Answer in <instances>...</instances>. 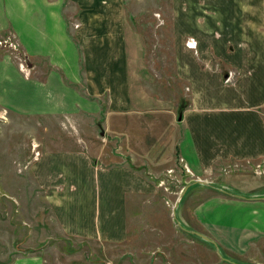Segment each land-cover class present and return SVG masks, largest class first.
I'll return each instance as SVG.
<instances>
[{
    "label": "crops",
    "instance_id": "0c3cea01",
    "mask_svg": "<svg viewBox=\"0 0 264 264\" xmlns=\"http://www.w3.org/2000/svg\"><path fill=\"white\" fill-rule=\"evenodd\" d=\"M127 8V0H0V34L14 35L29 59V66L20 63V68L11 58L0 60V83L12 78L10 89L2 86L0 93L8 92L15 100L12 104L25 111H32L35 103L45 105V74L32 77L45 65L47 79L56 83L48 90L58 93L56 101H48L51 97L46 94L47 103L64 106L65 100L79 96L82 108L103 114L98 121L100 136L121 139L123 153L129 155L132 163L108 158L101 163L100 147L95 150L87 140L83 147L75 142L80 149L60 151L66 158L63 175L59 172L56 181L45 174L63 231L110 243L128 239L130 199L156 190L136 162L158 168L164 161L179 164L185 158L182 162L207 182L205 186L214 178L221 180L224 173L218 169L226 165L237 170L248 163L256 171L264 166V0H171L173 72L190 91L185 104L174 98L176 93L163 97L161 91L146 92L150 80L142 37ZM190 38L196 40L194 47L187 44ZM230 72L232 81L226 82ZM206 88H216L218 97H208ZM168 128H175V136L163 146ZM84 168L93 171L89 204L83 196L87 181H78ZM224 181H234L215 187L225 198L209 202L220 199L225 207L233 205L236 209L225 212V217L229 214L235 222L219 227L199 213L209 232L186 230L212 234L221 254L225 249L240 252L237 246L242 241L253 251L264 241V189L252 191L247 182L264 185L263 170L227 175ZM230 184L235 188L231 190ZM103 194H107L104 200ZM111 203L117 219L105 209ZM235 216L243 224H237ZM229 262L239 264L235 259ZM5 264H45V259L38 254Z\"/></svg>",
    "mask_w": 264,
    "mask_h": 264
},
{
    "label": "rangeland",
    "instance_id": "374dc122",
    "mask_svg": "<svg viewBox=\"0 0 264 264\" xmlns=\"http://www.w3.org/2000/svg\"><path fill=\"white\" fill-rule=\"evenodd\" d=\"M127 7L129 19L142 37L144 64L150 80L146 92L158 95L161 91L164 95L159 96L163 97H173L172 94L176 93L174 98L185 104L190 99V91L185 87L186 84L176 81L173 72L175 57L170 22L171 0H127ZM9 58L17 68L21 67L20 63L25 66L29 63L23 46L14 35L5 31L0 34V60ZM40 68L39 73L32 72V77L43 78L45 74V105L35 103L30 106L32 111H25L24 106L12 104L15 100L8 92L0 93V99L4 101H0V264L38 254L45 259V264H235L234 261L229 262L232 259L239 264H264V241L253 251L249 250L248 243L242 241L237 246L240 252L225 249L221 254L217 243L186 230L197 228L200 232H209L201 224L199 213L212 222L211 225L220 227L235 222L229 214L225 217V212L234 211L236 208L233 205L225 207L220 199L226 195L215 187L233 183L234 181H224L227 175L255 174L262 170L264 173V166L256 171L248 163L237 170L233 164L218 169V172L224 173L221 174V180L214 178L205 186L197 182L202 178L186 169L183 158L179 164L164 161V165L157 164L158 168L142 165L144 163L138 161L136 163L142 167L139 172L154 182L156 190L152 194L138 196L139 199L136 197L137 200L135 197L130 199L129 236L126 241L110 243L65 233L50 202V189L44 183L45 174L48 176L46 178L57 181L61 177L60 173L64 172L62 162L66 158L60 151L80 149L75 142L83 147V141L87 140V143L91 141L95 150L101 148V163L106 162L107 158L112 162H132L129 155L123 153L121 139L116 141L100 136L98 121L103 114L89 107L82 108L83 102L79 96H72V102L65 100V107L53 102L47 103L46 94L49 93L51 97L48 101H56L58 93L50 94L48 88L54 87L56 83L47 79L49 71L45 65ZM22 75L25 76L24 73ZM4 80L6 82L0 83V87L6 86L5 88L10 89L8 85L12 82L11 76ZM231 81L232 78L226 82ZM81 90L83 91L82 88ZM204 91L210 98L218 97L216 88H206ZM174 132L175 128H168L162 139L163 146L175 136ZM82 135L85 138H80ZM49 153L56 154L48 155ZM45 165L48 168L46 173ZM246 165L250 169H245ZM77 174L79 176V172ZM217 174L213 176L216 177ZM80 175L78 181H83V184L87 181L83 196L89 204L93 195L89 186V181H94L93 171L84 168ZM261 183L248 181L247 185L254 189L252 191L260 192L264 189ZM231 185L232 190L235 187ZM113 187L114 185L108 190ZM117 191L120 192V189ZM106 197L107 194H103L101 199ZM215 197L220 199L209 202ZM105 209H109L108 213L112 218H118L113 214L114 203ZM104 219L105 216L102 215L101 222ZM236 220L237 224L244 222L242 218L236 217ZM208 236L217 242L212 234ZM221 248L223 249L222 246Z\"/></svg>",
    "mask_w": 264,
    "mask_h": 264
},
{
    "label": "built area",
    "instance_id": "2783aa9c",
    "mask_svg": "<svg viewBox=\"0 0 264 264\" xmlns=\"http://www.w3.org/2000/svg\"><path fill=\"white\" fill-rule=\"evenodd\" d=\"M187 44H188L189 47H194V46L196 45V40H195L194 38H190V39L188 40ZM232 76H233V73L230 72V73L228 74V77H227L226 81H229V80L232 78ZM182 161H184V159H182ZM184 166L186 167V169H187L189 172H192L191 169H190V167H189L186 163L184 164ZM171 171H172V170H170V172H171Z\"/></svg>",
    "mask_w": 264,
    "mask_h": 264
},
{
    "label": "water",
    "instance_id": "95a60500",
    "mask_svg": "<svg viewBox=\"0 0 264 264\" xmlns=\"http://www.w3.org/2000/svg\"><path fill=\"white\" fill-rule=\"evenodd\" d=\"M180 117H181V116H180ZM197 182L207 183L206 181H203V180H198ZM188 187H189V185L186 186V188L184 189V191H183V193H182V196H183V194L186 192V190H187ZM193 232H194L196 235H198V236H200V237H202V238H204V239H206V240L212 242V240H211L208 236H206V235H204V234H202V233H200V232H197V231H193Z\"/></svg>",
    "mask_w": 264,
    "mask_h": 264
},
{
    "label": "bare ground",
    "instance_id": "6f19581e",
    "mask_svg": "<svg viewBox=\"0 0 264 264\" xmlns=\"http://www.w3.org/2000/svg\"><path fill=\"white\" fill-rule=\"evenodd\" d=\"M163 182H165V181H163Z\"/></svg>",
    "mask_w": 264,
    "mask_h": 264
}]
</instances>
